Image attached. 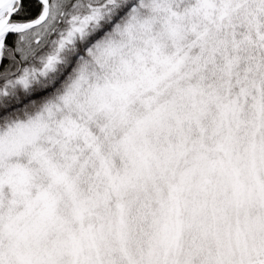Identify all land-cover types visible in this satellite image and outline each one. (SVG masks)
<instances>
[{
  "label": "snow or ice",
  "instance_id": "snow-or-ice-1",
  "mask_svg": "<svg viewBox=\"0 0 264 264\" xmlns=\"http://www.w3.org/2000/svg\"><path fill=\"white\" fill-rule=\"evenodd\" d=\"M0 264H264V0H0Z\"/></svg>",
  "mask_w": 264,
  "mask_h": 264
}]
</instances>
